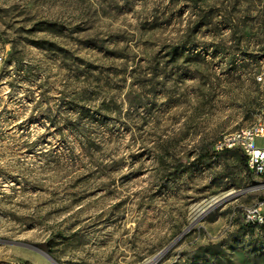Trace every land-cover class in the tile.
Segmentation results:
<instances>
[{"label":"rangeland","instance_id":"1","mask_svg":"<svg viewBox=\"0 0 264 264\" xmlns=\"http://www.w3.org/2000/svg\"><path fill=\"white\" fill-rule=\"evenodd\" d=\"M0 47V264H264V179L200 157L264 106V0H0Z\"/></svg>","mask_w":264,"mask_h":264},{"label":"built area","instance_id":"2","mask_svg":"<svg viewBox=\"0 0 264 264\" xmlns=\"http://www.w3.org/2000/svg\"><path fill=\"white\" fill-rule=\"evenodd\" d=\"M5 59V51L0 47V64ZM261 73L258 82L262 83ZM215 150H238L246 158V166L250 173L264 179V106L256 121L243 129L223 133L214 145ZM241 214L250 224L264 225V199L251 205L241 206Z\"/></svg>","mask_w":264,"mask_h":264},{"label":"trees","instance_id":"3","mask_svg":"<svg viewBox=\"0 0 264 264\" xmlns=\"http://www.w3.org/2000/svg\"><path fill=\"white\" fill-rule=\"evenodd\" d=\"M234 151H237L238 153H240L238 150L236 149H233ZM222 151H228V150H215L214 148L211 150V149H208L204 152V154L200 155L201 158H206L207 156L209 155H212V154H220ZM241 154V153H240ZM242 155V154H241ZM242 163L246 166V158L242 155ZM247 168V166H246ZM248 169V168H247ZM250 224V223H249ZM253 226H258V227H262L264 228V225L261 224V225H256V224H252Z\"/></svg>","mask_w":264,"mask_h":264},{"label":"water","instance_id":"4","mask_svg":"<svg viewBox=\"0 0 264 264\" xmlns=\"http://www.w3.org/2000/svg\"><path fill=\"white\" fill-rule=\"evenodd\" d=\"M169 247V246H168ZM167 247V248H168ZM167 248L166 249H164V250H162L160 253H158V255H156L155 256V258H154V261L155 260H157L164 252H165V250H167ZM48 257V256H47ZM49 259L54 263V264H56V262L53 260V259H51L50 257H49Z\"/></svg>","mask_w":264,"mask_h":264},{"label":"bare ground","instance_id":"5","mask_svg":"<svg viewBox=\"0 0 264 264\" xmlns=\"http://www.w3.org/2000/svg\"><path fill=\"white\" fill-rule=\"evenodd\" d=\"M261 75H262V78H264V68H263V71L261 72ZM256 79L258 81V75L256 76ZM264 82V81H263ZM245 127V126H244ZM244 127H241L239 129H243Z\"/></svg>","mask_w":264,"mask_h":264}]
</instances>
